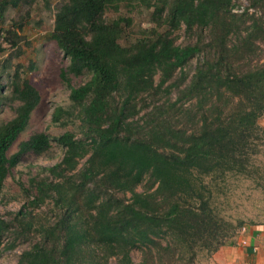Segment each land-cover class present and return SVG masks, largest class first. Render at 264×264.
I'll return each mask as SVG.
<instances>
[{
  "label": "trees",
  "instance_id": "trees-1",
  "mask_svg": "<svg viewBox=\"0 0 264 264\" xmlns=\"http://www.w3.org/2000/svg\"><path fill=\"white\" fill-rule=\"evenodd\" d=\"M18 1L0 0V21ZM123 6L146 10L151 24L129 40ZM50 37L68 59V103L52 113L63 131L34 132L9 152L41 99L15 71L8 98L18 105L0 124V206L26 154L56 141L63 156L17 181L23 201L0 213V257L21 247L17 264H196L233 243L244 224L214 209L204 177L257 171L264 0H63Z\"/></svg>",
  "mask_w": 264,
  "mask_h": 264
},
{
  "label": "rangeland",
  "instance_id": "rangeland-1",
  "mask_svg": "<svg viewBox=\"0 0 264 264\" xmlns=\"http://www.w3.org/2000/svg\"><path fill=\"white\" fill-rule=\"evenodd\" d=\"M63 0H19L16 6H9L0 21V87L3 97L0 99V124L14 116L17 102L9 99L10 86L15 71L23 79L29 80L40 91L41 99L32 112L26 129L18 137L10 149L15 151L17 143L26 139L34 132L44 131L55 137L63 129L52 121V113L57 106L68 103L69 89L63 85L59 75L61 67L68 63L67 57L56 42L50 37L56 8ZM244 5L246 0H235ZM122 12L133 19L132 31L125 39L129 40L139 28L149 27L146 10L134 8L128 11L125 6ZM113 12L108 17H113ZM21 25V28L18 25ZM178 42L186 38L183 32L178 33ZM19 39L17 40V37ZM124 42V40H122ZM15 43V44H13ZM63 147L52 141V147L45 153L26 154L13 169V174L5 182L4 191L7 202L0 206V213L6 209H18L23 199L19 196L17 181L34 174L38 166H47L60 161ZM257 171L250 176L228 174L223 179L204 177L212 191L210 202L214 209L223 217L243 224L264 221V140L261 152L254 158ZM14 196H17L15 199ZM14 197V198H13ZM21 247L5 251L0 257V264H17V254ZM135 261L140 259L136 249L132 253Z\"/></svg>",
  "mask_w": 264,
  "mask_h": 264
},
{
  "label": "crops",
  "instance_id": "crops-1",
  "mask_svg": "<svg viewBox=\"0 0 264 264\" xmlns=\"http://www.w3.org/2000/svg\"><path fill=\"white\" fill-rule=\"evenodd\" d=\"M259 123L264 128V114ZM242 227L233 243L221 246L196 264H264V221Z\"/></svg>",
  "mask_w": 264,
  "mask_h": 264
},
{
  "label": "built area",
  "instance_id": "built-area-1",
  "mask_svg": "<svg viewBox=\"0 0 264 264\" xmlns=\"http://www.w3.org/2000/svg\"><path fill=\"white\" fill-rule=\"evenodd\" d=\"M234 11H237V9H234ZM249 11H253L252 9H249ZM242 230L244 229V227L241 228Z\"/></svg>",
  "mask_w": 264,
  "mask_h": 264
}]
</instances>
